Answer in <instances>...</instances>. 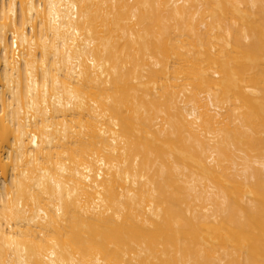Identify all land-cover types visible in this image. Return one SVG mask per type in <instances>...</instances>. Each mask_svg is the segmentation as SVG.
<instances>
[{
    "label": "bare ground",
    "instance_id": "obj_1",
    "mask_svg": "<svg viewBox=\"0 0 264 264\" xmlns=\"http://www.w3.org/2000/svg\"><path fill=\"white\" fill-rule=\"evenodd\" d=\"M0 264H264V0H0Z\"/></svg>",
    "mask_w": 264,
    "mask_h": 264
}]
</instances>
